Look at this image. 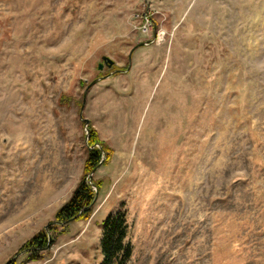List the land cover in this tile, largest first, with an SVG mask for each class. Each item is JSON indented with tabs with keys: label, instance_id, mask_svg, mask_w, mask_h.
I'll use <instances>...</instances> for the list:
<instances>
[{
	"label": "rangeland",
	"instance_id": "1",
	"mask_svg": "<svg viewBox=\"0 0 264 264\" xmlns=\"http://www.w3.org/2000/svg\"><path fill=\"white\" fill-rule=\"evenodd\" d=\"M103 57L131 64L83 111L114 151L86 178L104 189L25 264H102L120 209L126 264H264V0H0V264L82 179Z\"/></svg>",
	"mask_w": 264,
	"mask_h": 264
},
{
	"label": "trees",
	"instance_id": "2",
	"mask_svg": "<svg viewBox=\"0 0 264 264\" xmlns=\"http://www.w3.org/2000/svg\"><path fill=\"white\" fill-rule=\"evenodd\" d=\"M88 143L89 146L94 147V149L91 151L88 150L84 174L72 196L55 213L54 221L59 224L50 228V239L47 231L43 229L37 232L21 247L20 251L25 252L24 264L42 259L49 245L55 243L60 235L68 231L67 227L69 223L75 221H88L91 219L96 197L93 186H95L101 194L105 182L94 181L93 184H89L86 178L99 165L104 156H106L104 164H109L114 151L107 143L99 140L98 134L93 128L90 130ZM102 228L103 238L101 243L104 255L102 264H126L132 252L131 247L125 243L128 233L126 211L120 209L117 213L108 216L103 221Z\"/></svg>",
	"mask_w": 264,
	"mask_h": 264
},
{
	"label": "water",
	"instance_id": "3",
	"mask_svg": "<svg viewBox=\"0 0 264 264\" xmlns=\"http://www.w3.org/2000/svg\"><path fill=\"white\" fill-rule=\"evenodd\" d=\"M152 42H153V40H152ZM144 45H146V43H141V44L137 45V46L135 47V49H137V48H139V47H142V46H144ZM133 51H134V50H133ZM133 51L130 53L129 59H131L132 54H133ZM103 61H104V63H100V64H99V70H102V69H103L104 64H106V65H107L108 67H110V68L113 67V65H115V62H114L112 59H110L109 57H103ZM112 75H113V74H110V75H108V76H106V77H104V78L94 80V81H93V82L87 87V89H86V91H85L84 99H83L84 101H83V105H82L81 112H80V118H81L82 121L85 122V124H86V129H87L88 137H89V130H88V127H89L91 121H90L89 119L84 118V116H83V111H84V108H85V105H86V100H87L88 92H89V90H90L94 85H96L98 82H100L101 80H103V79H105V78H110ZM92 149H93V147H90V150H92ZM104 160H105V156L102 158L101 162H100L99 165L94 169V171L89 175V179H90V180H92L94 174H95V173L97 172V170L102 166ZM94 188H95V191H96V197H95V201H94V203H95V202L97 201V199L99 198V191H98V189H97L95 186H94ZM56 224H59V223H58V222H55V221H54V222H51V223L48 224V225L46 226V228H45L46 231H47V233H48L49 239L51 238V231H50V228H51L52 226L56 225ZM62 224H63V223H62ZM22 254H24V251L18 253V254H17L16 256H14L11 260H9L6 264H12V263H14V262L18 259V257L21 256Z\"/></svg>",
	"mask_w": 264,
	"mask_h": 264
},
{
	"label": "built area",
	"instance_id": "4",
	"mask_svg": "<svg viewBox=\"0 0 264 264\" xmlns=\"http://www.w3.org/2000/svg\"><path fill=\"white\" fill-rule=\"evenodd\" d=\"M144 20H145V23L143 21L144 24L142 26H139L138 28L141 30V32L144 35H147L152 30V21L149 18V16L145 17Z\"/></svg>",
	"mask_w": 264,
	"mask_h": 264
},
{
	"label": "flooded vegetation",
	"instance_id": "5",
	"mask_svg": "<svg viewBox=\"0 0 264 264\" xmlns=\"http://www.w3.org/2000/svg\"><path fill=\"white\" fill-rule=\"evenodd\" d=\"M140 48V47H139ZM138 49V48H137ZM137 49H134V51L135 50H137ZM133 51V52H134ZM104 69L105 68H107V70H108V73L107 74H105V75H103V77L105 76H107V75H109L111 72H113V71H115V70H120L121 71V73H128L130 70H131V64H130V68H129V65L127 66V67H125V68H121V69H119L116 65H113V67H108L106 64H104V67H103Z\"/></svg>",
	"mask_w": 264,
	"mask_h": 264
}]
</instances>
